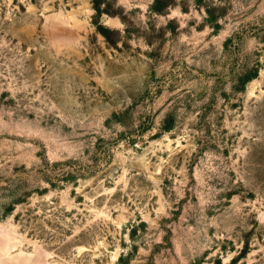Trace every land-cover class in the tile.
<instances>
[{
  "label": "rangeland",
  "instance_id": "374dc122",
  "mask_svg": "<svg viewBox=\"0 0 264 264\" xmlns=\"http://www.w3.org/2000/svg\"><path fill=\"white\" fill-rule=\"evenodd\" d=\"M0 264H264V0H0Z\"/></svg>",
  "mask_w": 264,
  "mask_h": 264
},
{
  "label": "trees",
  "instance_id": "16d2710c",
  "mask_svg": "<svg viewBox=\"0 0 264 264\" xmlns=\"http://www.w3.org/2000/svg\"><path fill=\"white\" fill-rule=\"evenodd\" d=\"M100 27H102V26H100Z\"/></svg>",
  "mask_w": 264,
  "mask_h": 264
}]
</instances>
